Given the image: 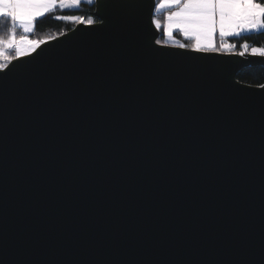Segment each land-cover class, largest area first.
Here are the masks:
<instances>
[{
	"label": "water",
	"instance_id": "obj_1",
	"mask_svg": "<svg viewBox=\"0 0 264 264\" xmlns=\"http://www.w3.org/2000/svg\"><path fill=\"white\" fill-rule=\"evenodd\" d=\"M65 33L6 99L5 264H261L264 84L236 75L264 58L189 52L160 73Z\"/></svg>",
	"mask_w": 264,
	"mask_h": 264
},
{
	"label": "snow or ice",
	"instance_id": "obj_2",
	"mask_svg": "<svg viewBox=\"0 0 264 264\" xmlns=\"http://www.w3.org/2000/svg\"><path fill=\"white\" fill-rule=\"evenodd\" d=\"M82 0H0V18L9 22L6 35H0V212H2L3 139L6 121V99L10 93L20 90L39 72L35 61L44 52L41 45L46 40H33L29 33L38 18L57 9L78 8ZM93 3V0H88ZM164 11L163 20L156 14ZM56 20H74L107 35L109 48L104 53L108 61H131L134 64L163 73L169 59L187 53L206 54L236 52L237 45L227 43L228 37L242 34H264V2L258 0H95V11L87 18L56 16ZM17 28L23 34H17ZM153 29L155 31H153ZM162 30L165 38H159ZM78 31V29L73 30ZM173 32L182 35L188 43L173 40L182 52L161 51L166 40H172ZM61 35H67L61 33ZM217 38L219 43H217ZM53 39V38H50ZM236 53L243 57L249 50L247 41L239 44ZM252 55L264 58V48L252 47ZM264 64V61H261ZM201 71L226 72L223 67ZM264 125V114H262ZM0 264H5L7 251L6 230L0 215ZM261 264H264V232L261 240Z\"/></svg>",
	"mask_w": 264,
	"mask_h": 264
},
{
	"label": "trees",
	"instance_id": "obj_3",
	"mask_svg": "<svg viewBox=\"0 0 264 264\" xmlns=\"http://www.w3.org/2000/svg\"><path fill=\"white\" fill-rule=\"evenodd\" d=\"M156 2L158 3L159 0H156ZM258 2H264V0H258ZM93 8V3H81L78 8L57 9L54 12L45 15L44 17L38 18L37 21H35V28L33 32L28 34L29 38L33 40H48L60 35L61 33H65L76 25V21L56 20V16H75L87 18L92 13ZM161 15L162 13L159 14V18L162 20L163 18H161ZM8 27L9 22L5 18H0V35H6ZM17 34H23L19 28H17ZM159 38H163V35H160ZM245 41L248 42L249 48H264V34L252 33L229 39V43L237 45V49H239V44L244 43ZM236 80L240 83L251 86H260L264 84V65L248 67L240 70L236 75Z\"/></svg>",
	"mask_w": 264,
	"mask_h": 264
},
{
	"label": "rangeland",
	"instance_id": "obj_4",
	"mask_svg": "<svg viewBox=\"0 0 264 264\" xmlns=\"http://www.w3.org/2000/svg\"><path fill=\"white\" fill-rule=\"evenodd\" d=\"M94 1V0H93ZM162 13V15H161V18H163V15H164V11L162 10L161 12H159V13H157L156 14V16H157V18L158 19H160L159 18V14H161ZM163 20V19H162ZM77 24V23H76ZM19 30H21L22 31V29H19ZM23 33V32H22ZM159 33H161V35H162V32L160 31ZM30 34V33H29ZM242 35H245V34H242ZM230 38H237V37H228V38H226V42L227 43H229V39ZM162 40H164L165 38L163 37V38H161ZM173 40H175V41H179V42H181V43H185V42H189V41H187L182 35H180L179 33H177V32H173V36H172V40H166V42H165V44L164 45H168V46H175V45H173ZM217 43H219V39L217 38ZM241 49L239 48V49H236V52H229V53H238L239 51H240ZM246 54H251V48H249V50H248V52L246 53Z\"/></svg>",
	"mask_w": 264,
	"mask_h": 264
},
{
	"label": "crops",
	"instance_id": "obj_5",
	"mask_svg": "<svg viewBox=\"0 0 264 264\" xmlns=\"http://www.w3.org/2000/svg\"><path fill=\"white\" fill-rule=\"evenodd\" d=\"M82 3H88V0H82ZM90 4V3H89Z\"/></svg>",
	"mask_w": 264,
	"mask_h": 264
}]
</instances>
